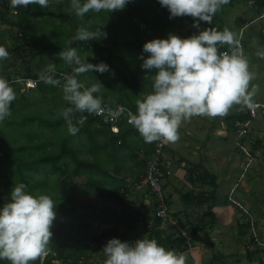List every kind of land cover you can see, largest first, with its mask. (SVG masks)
Segmentation results:
<instances>
[{"label":"trees","instance_id":"trees-1","mask_svg":"<svg viewBox=\"0 0 264 264\" xmlns=\"http://www.w3.org/2000/svg\"><path fill=\"white\" fill-rule=\"evenodd\" d=\"M242 1L236 0L237 3ZM9 4L10 0H0V27L7 22L12 24L13 27L7 31L11 34L13 48L7 50L9 54L17 56L16 59H20L21 64L19 70L13 72L0 70V77L9 81L17 96L11 105L12 115L0 123V208L10 202L12 188L23 183L27 186L26 191L33 196L48 195L55 201L56 216L63 219L59 222V229L54 228L53 222L51 231L53 236L67 238L64 244H55L58 249L49 250L48 254L35 264H89L94 254L106 259L102 250L106 245L103 243L104 239L113 236L128 242L126 235L132 231L135 236H167L164 242H167L166 245L171 242L170 248L174 251L177 248L191 250L198 228L190 226L188 229L175 215L173 217L177 225L163 222L157 216V207L161 203L160 193L152 194L150 187L145 185L151 195L150 200H146L149 204L146 201L143 203L154 214L151 225L146 222L137 229L134 226L137 222L130 219L129 212L126 213L125 206L130 189L120 185L126 179L122 175L125 160L132 159L137 167L134 183L140 185L147 166L154 157L158 142L145 143L126 118L119 123V132L114 133L111 124L86 112L75 113L72 122L79 131L74 136L70 135L67 123L59 116L63 108L70 106L63 100V84L51 86L43 83L39 76L41 72L46 71L48 64L53 63L57 70L56 79L59 78V73L72 74L71 68L59 59L58 54L69 47L76 48L88 62L94 60L93 64H96L103 61L111 70L104 74L85 73L78 79L86 86L100 81L104 88L97 95L103 97L104 104L113 110L124 106L135 114V101L152 91L155 75V70L147 72L141 67V55L145 58L148 55L142 53L144 43L152 39H167L169 33L181 38L198 34L191 31V28H194L193 19L187 16L170 19L168 9L161 7L158 0H132L127 4L119 22L116 18L113 23H108L107 14L91 13L84 18L89 25H79L82 24V18L71 17L69 13L64 12L68 5L65 0H51L49 7L43 9L38 5L13 9ZM220 12L215 14L211 24L201 22L199 30L216 28L222 31L226 28V20ZM8 14L14 18H8ZM58 20L61 23H58ZM34 24L42 26L38 27L30 38L29 30L32 33ZM123 26L127 32L142 30L143 35L133 42L125 43L122 50L108 46L110 43L118 46L119 42L113 40V33L109 35V40L108 37L87 42L73 39L81 27L91 30L103 28L104 32L110 33ZM48 27H52L53 32L48 31ZM46 31L47 34L44 35ZM226 50V46L221 49ZM3 63L4 61L0 62V67ZM30 80L34 81L35 85L27 88L26 83ZM256 118L251 117L247 110L237 111L227 117V123L231 131L237 132L245 130L242 128L243 124ZM167 144L165 143V147ZM142 151L144 154H141ZM239 151L243 153V149ZM159 162L163 193L166 195L164 179L166 173L168 174L167 164L163 158ZM189 179L191 184L200 182L212 188L208 197H202L200 193H197L196 197L192 193L187 194L192 197L193 203L212 205L208 208V212L212 214L219 189L217 176L205 169ZM76 200L84 204H77ZM165 203L171 207L167 195ZM95 216L103 222L112 219L114 226L103 231L93 229L90 219ZM161 225L172 226L175 231L168 234L166 230H160ZM178 225L187 228V234L192 236L191 248L184 235L178 233ZM123 227L127 233L121 231ZM74 236L83 238V241H75ZM66 248L68 252H65ZM0 264L9 262L0 260Z\"/></svg>","mask_w":264,"mask_h":264},{"label":"clouds","instance_id":"clouds-1","mask_svg":"<svg viewBox=\"0 0 264 264\" xmlns=\"http://www.w3.org/2000/svg\"><path fill=\"white\" fill-rule=\"evenodd\" d=\"M132 0H71L75 14L83 18L86 14L122 11ZM168 9L169 18L191 17L193 27L199 30L201 22L211 24L215 14L230 0H158ZM51 0H10L13 9L30 5L49 7ZM103 28L91 30L81 27L74 40L87 42L106 39ZM227 47L226 51H221ZM142 53H147L141 67L147 72L155 70L152 91L137 99L135 114L127 113L128 124L133 126L145 143H176L180 139L182 122L193 117H226L235 107L237 111L255 110V97L260 86L252 83L256 73L249 70V61L237 34L228 28L199 30L198 34L181 38L172 33L167 39H152L145 42ZM59 59L71 68L72 74H63V100L69 107L63 108L59 116L67 123L70 135L79 128L73 124L75 113L103 115L117 120L120 109L105 108L103 97L97 95L104 88L97 83L86 86L78 79L89 72H110L105 62L93 64L82 57L73 47L62 50ZM264 59V51L256 53ZM9 52L0 46V62L9 59ZM56 65L49 64L39 79L48 85L59 86ZM16 92L9 81L0 77V123L11 115V105ZM26 185H15L10 202L0 208V260L9 264H35L48 254L51 231L56 219L55 201L48 195L33 196ZM104 264H186L187 257L174 250L165 249L155 239H137L134 242L111 238L103 247Z\"/></svg>","mask_w":264,"mask_h":264},{"label":"crops","instance_id":"crops-1","mask_svg":"<svg viewBox=\"0 0 264 264\" xmlns=\"http://www.w3.org/2000/svg\"><path fill=\"white\" fill-rule=\"evenodd\" d=\"M65 1L68 5L65 7L64 12L69 13L71 17L80 18L71 7V0ZM249 3H253V6H250ZM91 13L80 19L82 24L79 25L85 23L89 25L88 22L84 21V18ZM220 13L223 14L226 20V28L236 33L240 38L249 61V70L256 73L257 77L262 80L260 82H264V59L256 55L258 51H264V0H243L238 3L236 0H230L229 4L223 6ZM110 14L107 13V16ZM7 17L14 18L11 14H8ZM40 26L42 24H34L32 33L29 30L30 38ZM12 27L9 22L0 27V46H4L6 49L13 48L11 34L7 31ZM191 31L198 33L199 30L194 27L191 28ZM16 58L18 57L10 54L9 59L4 61L0 70H7L8 72L19 70L21 60ZM252 83L258 84L261 88L259 83L253 81ZM256 102L264 103V101L259 100H256ZM253 121L256 120L243 124L245 125L243 132H234L228 127L227 116L217 117V121L213 124L212 118L206 116L193 117L182 122L178 129L179 141L168 143L165 150H163L162 158L167 164V169H164H166V172L170 171L169 175L166 173L164 182L166 195L169 196L171 201L173 216L175 215L181 224L188 229L190 226L198 228L195 233V244L191 250L175 249V252L187 257L186 264H264V222H262L264 221V193L257 192L256 188H250L248 184L249 180L258 174L254 169L245 170V161H249V159L242 160L240 164L237 157L246 156L239 150V155L235 157V154L227 155L231 151L221 149L219 154L222 152L223 155H226V161L225 159H218L217 153L220 148L216 149L215 147L217 141L221 144L227 142L230 140L231 135L235 138L236 143L240 141L242 145L248 141L246 135L257 139V142L261 141L260 133L257 132L260 126L251 127L250 123ZM207 123H209V127H206ZM241 132L243 134H240ZM223 133L225 135L222 136ZM215 137H218V140ZM254 150L257 151L255 147ZM255 153L253 151L254 155H256ZM141 154H144V152L142 151ZM128 160L130 159L125 160L126 165ZM216 163H219L218 167L214 166ZM124 167L125 165H123V170ZM205 169L217 176L219 186L217 198L212 207V214L208 212V208L212 205L210 206L208 203L198 205L193 203L191 196H187V194L192 193L196 197L198 196L197 193H200L202 197H208L212 193V188L207 184L190 183L189 177L194 178L199 171ZM128 170L129 177H132L134 182L137 167L133 162ZM190 170L195 171L190 172ZM242 177H246V179L242 180ZM252 182H254V179ZM132 187H135L137 193L131 194L130 191L125 209L126 213L129 212L130 219L137 222L134 226L140 229L138 225L142 224L141 226H144L146 222L150 225L152 223L149 220L151 209L145 207L143 203V201L150 200L151 195L143 184V180L140 185L134 183ZM143 188L145 190L142 192ZM101 222L110 225L113 221L110 219V221ZM93 227V229H98L95 228L94 223ZM123 228L121 231H126L125 227ZM160 230H166L169 234L170 232L173 233L175 228L169 225H161ZM138 237L140 236H135L134 231L126 235L130 243L136 241ZM145 237L143 239H155L159 245L171 250V242L169 245L164 242L167 236H160L159 238L146 235ZM100 258H102L101 255L94 254L89 264H104ZM96 259L98 260L96 261Z\"/></svg>","mask_w":264,"mask_h":264},{"label":"rangeland","instance_id":"rangeland-1","mask_svg":"<svg viewBox=\"0 0 264 264\" xmlns=\"http://www.w3.org/2000/svg\"><path fill=\"white\" fill-rule=\"evenodd\" d=\"M136 1H139V0H136ZM125 10V9H124ZM124 10H122V11H114V12H110L111 14L107 17V19H106V22H108V23H113L112 21H114V20H116V18H117V22H119V20H120V17H122L123 16V12H124ZM15 10H13V12H14ZM102 13L103 14H107V12H103L102 11ZM58 23H61L60 22V20H58L57 21ZM119 24V23H118ZM120 25V24H119ZM122 25H124V23L122 24ZM124 27L125 26H123L122 28H118L117 30L115 29V30H113V31H111L110 33L109 32H106L107 33V37H108V40H109V35L111 34V33H113V40H117L119 43H118V46H113V44H108V46L110 47V48H112V47H115V48H117L118 50H122L124 47V44L125 43H130V42H133L134 40H136L137 38H139L140 36H142L143 34V31L142 30H140V31H138V32H136V31H133V32H131V31H129V32H127V31H125L124 30ZM6 28V27H5ZM49 29H48V31L50 30V32H53V28L52 27H48ZM122 33H124V35L122 34ZM47 34V31L46 32H44V35H46ZM148 40H150L151 38H147ZM74 41H72V43H73ZM11 42L9 41V44H10ZM117 45V44H116ZM117 51V50H116ZM114 53H115V51H114ZM114 59H115V57H114ZM91 63H95V61L94 60H92L91 61ZM49 65V64H48ZM257 76V75H256ZM260 81H262V80H260V78L259 77H257V79H255L253 82H256V83H259L260 85H261V90H260V92L258 93V95L256 96V100H259V101H264V82H260ZM263 85V86H262ZM237 112V110H236V108L234 107L231 111H230V115L231 114H234V113H236ZM229 115H227V117H228ZM258 118H256L255 120L256 121H253V122H251L250 123V126L251 127H256L257 125H259L260 127H259V129H258V133H260V140L261 141H259V142H257L258 140L257 139H254V138H251V137H249V136H247L246 135V138H248V141L247 142H245L243 145L242 144H240V141L239 142H235V138L231 135L230 136V140L229 141H227V142H224V143H220L219 141H217V143L215 144V147H216V149H218V148H220V149H218V159H225L226 161H227V156L226 155H223L222 154V152H221V154H219V151H221V149H225V150H227V151H231V153H229L228 152V154L227 155H230V154H235V157L236 156H238L239 154H238V150H240V149H243V154L247 157H242V156H240V157H237L240 161V164H241V162H242V160H246V159H249V161H245V163H246V167H245V170H247V169H254L256 172H257V176H255L254 178H252L251 180H249V182H248V184H249V186H250V188H256V191L257 192H263L264 193V116H257ZM203 121V120H202ZM215 121H217V117H215L214 119L212 118V124L215 122ZM206 127H209V123H207L206 124ZM243 129H245V125L242 127ZM205 130V129H204ZM243 132V131H242ZM240 133V134H243V133ZM223 135H225V133H223L222 134V136ZM245 135V134H244ZM139 137V136H138ZM77 139V138H76ZM215 139L216 140H218V137H215ZM232 140V141H231ZM219 144H221V145H219ZM237 144V145H236ZM254 147L257 149V151L256 150H254ZM253 151L254 152H256L255 154L256 155H254L253 154ZM226 161H221V162H226ZM218 164L219 163H216L214 166L215 167H218ZM131 165H132V162H131V160H128L127 161V165H126V163H125V167H124V170L122 171V175H124V177L126 178L125 180H124V182L123 183H121L120 185L121 186H123V187H126V188H129L130 189V191H131V194L132 193H134V194H136L137 192L135 191V187H132V186H134V182H133V178L132 177H129V173H128V167H131ZM249 167H248V166ZM128 166V167H127ZM251 166V167H250ZM208 168L209 169H211L210 168V166H208ZM213 169V168H212ZM246 179V177H242V180H245ZM253 179H254V182H252L253 181ZM241 180V181H242ZM145 190V188H143L142 189V192ZM141 192V191H140ZM76 203L77 204H84V202H80L79 200H76ZM149 220H151V222L152 221H154V214H152V211H150L149 212ZM91 218V217H90ZM63 218L61 217V216H56V219L54 220V228L55 229H59V222L62 220ZM91 221H92V223H94V225H95V228H98V229H96V230H100V231H103V230H106V229H110V227H113L114 226V223L112 222L110 225H109V223H105V224H102V222H101V220H100V218L98 217V216H95V217H93L92 219H90ZM246 220H248L247 218H246ZM111 221H113L112 219H111ZM262 222H264V221H262ZM142 224H140V225H138L139 226V228H141L142 226H141ZM122 229H124V228H122ZM125 230H126V228H125ZM264 230V229H263ZM68 237V236H67ZM71 237H73V236H71ZM81 238V237H80ZM79 238V236H74V240L75 241H79V242H81V241H83V238H81L80 239ZM143 238H146L145 236H140V237H138V239H143ZM67 240V238H66V236L64 237V238H62L61 236H52V238H51V241H50V246H49V250H54V249H58V248H56L54 245L55 244H58V245H62V244H64L65 243V241ZM83 243V242H82ZM76 245V244H75ZM252 247V246H251ZM248 248H250V247H248ZM63 251V250H62ZM65 252H68V248H66L65 249ZM101 260H102V262H104L105 261V259H102V258H100ZM98 259H96V261H97ZM100 263H101V261H99ZM102 264V263H101Z\"/></svg>","mask_w":264,"mask_h":264},{"label":"built area","instance_id":"built-area-1","mask_svg":"<svg viewBox=\"0 0 264 264\" xmlns=\"http://www.w3.org/2000/svg\"><path fill=\"white\" fill-rule=\"evenodd\" d=\"M253 3H250V6H252ZM63 74L66 73H59V78L62 85L64 83V77ZM22 82V80H20ZM35 82L34 81H28L26 83V87H34ZM258 104L264 105V103H259ZM103 106L107 109L110 108L107 104L103 103ZM118 109L121 110V115L117 120H111V119H106L105 116L103 115H93L94 117H100L105 123L111 124L112 125V131L114 133L119 132V123L123 120V118H126L128 120V115L127 113L131 111L129 108L124 107V106H119ZM251 117L256 118L257 116H264V107L257 108L255 110H247ZM133 112V111H131ZM134 113V112H133ZM240 124L238 123L237 126ZM166 143V142H165ZM165 143L158 142V146L156 149V152L154 154V157L152 161L148 164L147 170L143 176V184L150 187V191L152 194L155 193H160V201L159 206L157 207V216L163 220L166 224H174L177 225V221L173 217V213L171 211V207L168 206L165 203L166 195L165 192L163 193V181H161V172H160V162L163 156V149L165 147ZM170 171H168L169 174ZM159 201V202H160ZM147 204H149V201H146ZM178 233L181 235H184L186 238V242L190 244L191 248V241H192V236L190 234H187V228H184L183 226L178 225L177 229ZM111 238H114L113 236H109L104 239L103 243L106 244L107 241Z\"/></svg>","mask_w":264,"mask_h":264}]
</instances>
